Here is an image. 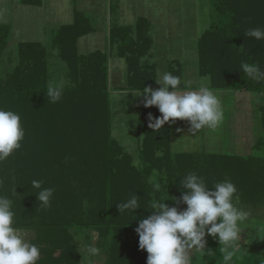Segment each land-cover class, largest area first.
Listing matches in <instances>:
<instances>
[{
    "label": "rangeland",
    "instance_id": "1",
    "mask_svg": "<svg viewBox=\"0 0 264 264\" xmlns=\"http://www.w3.org/2000/svg\"><path fill=\"white\" fill-rule=\"evenodd\" d=\"M60 1L65 2V0ZM79 1L67 0L66 6L68 4L72 8L74 6L79 7ZM161 1L172 2L177 8L178 17L186 19L185 17L189 16L195 18L194 15H196V19H198L197 27L200 30H206L208 26L210 28L213 16L210 0ZM12 2L13 0H0V20H5L9 16L10 21L6 23L14 29L12 19L16 9L14 12ZM105 2V6L109 8V0H105ZM140 2L141 0H132L131 3L125 4L126 9H137ZM220 2L231 12L234 24L229 32L208 34L207 30L209 28L206 30L201 37L202 39L200 38V61L204 72H209L213 76L216 85L227 86L236 83L239 78L247 76L241 69L242 63L258 65L260 70L264 72V40H256L245 35L249 29L264 28V0H220ZM42 3L45 4V0ZM18 4L19 7L23 6L19 1ZM45 11L46 14L43 11L39 13V20L46 16L48 21L47 18L51 11ZM86 13L88 16H92L91 12ZM103 15L99 18L103 19ZM99 18L97 22L100 21ZM67 19L72 21L73 16L71 18L67 17ZM186 25L183 24L184 27ZM49 29L50 27L47 28L48 31ZM12 33H14V30ZM10 45L9 55L3 60L1 67L7 73L12 70L18 54L17 49H15L17 44L11 41ZM49 51L47 54L46 52L42 53L43 57L39 54L37 58L44 59L42 62L48 64L49 79L47 86L50 82L55 81H63L64 88L81 84V79L77 80L78 82L72 79V75L68 74L67 68H64V63L57 59L55 54L54 56L51 55V50ZM25 70L28 73V69ZM33 74L34 77H39L36 72H33ZM89 83L86 82L88 87L91 86V83ZM157 87V89L160 88ZM112 91L113 88H110V92ZM229 91L233 93H216L223 98L222 109L225 112H228L230 108L236 110V120L234 122L237 123V127H239L237 121L239 115L247 116L250 114L244 111V108L246 110L248 108L250 111L253 110L252 112L255 113V126H253L255 129V142L258 144L259 139L264 134V92ZM257 97H259V102H257ZM136 98H138L137 95ZM139 100L142 105L144 102L142 97H139ZM87 103H93L92 95L88 96ZM10 110L20 115L25 130V138L22 141L21 149L15 151L11 157L0 163V182H2L0 184V195L13 200V210L19 216H22L27 209L35 208L40 212V215L35 219L39 222L52 223L57 221L62 224H69L78 221L89 224H103L106 222L107 194L110 186L116 218L137 216V214L140 216L143 213L141 210L145 212L146 216L151 215L152 210L148 209V206L149 201L152 199L153 189L149 180L153 178L154 173L157 174L155 179L162 184L161 192L156 195L168 198V194L174 197L172 185L175 183V179L172 180L173 183L171 184L166 146L158 151L164 153L162 157L157 155L153 157L148 153H144V157H147L145 158L147 164H151L153 168L150 176L146 177L145 184L143 186L136 185L137 180L142 179L140 175L143 173L142 170L146 164L143 163L141 156L144 152L142 149L146 137L144 133L141 135L139 151L133 153L130 149L124 147L128 159L126 156L120 155L114 173L108 174L107 159L98 143V137L102 133L95 129L97 116L91 114L92 105L85 106V113L82 118L74 115L69 122L60 121V119L52 120V130L46 129L49 131L46 135L49 143L46 146L47 151H44L43 148L40 119L33 112L32 117L25 114L22 106ZM119 113L123 115L124 120L128 121V124L134 118L130 106L126 108L122 106ZM120 114L117 112L116 116L120 117ZM223 121L226 123L227 118L225 120L223 118ZM78 124H82L83 128L79 129ZM58 126L59 129H57ZM228 130L230 131V129ZM131 131L133 130H127L128 133ZM205 131V127L198 130L202 143H205L203 140ZM57 133L58 135L62 133L63 136L62 139L61 137L58 138L60 139L59 145L55 143ZM242 167L247 166H238L237 172L243 169ZM137 172L140 174L139 177L136 174ZM178 172L184 176L188 174L186 170ZM224 178L228 179V177ZM242 179L245 180V178ZM33 180L41 181L42 188L54 189L50 207L39 205L36 194L38 190L31 187ZM247 181L248 179L245 180V182ZM212 186L210 185V187ZM174 191L177 192L175 194L177 198L172 199L170 202L165 201V203L170 207L174 206L183 211L187 205L183 204L180 198L185 190L180 185V189L178 186ZM242 191H238L240 196L238 207L250 214L249 219L245 224V231L242 233L240 247L236 249L227 248L224 251L233 252V259L230 264H260V261L264 259V239H262L264 238V199L257 195L253 200L249 199L244 190ZM133 195H137L140 208L136 212L125 210L121 214L119 203L126 202ZM85 202L87 206H85ZM116 232V236H114L115 233L107 236L99 229L87 231L76 229L43 230L39 228L22 230L29 242L36 244L41 249V259L38 264H90L87 257L83 260V255L80 252L83 251L82 245L84 243L92 242V237H95V246L100 251L95 257L91 258V264H147L148 253L146 250L139 248L138 233L135 230L124 228L118 229ZM205 240L207 242L206 248L214 252L213 256L206 255L203 257L194 252L193 255L198 258L194 259L193 264H224L218 238L206 235Z\"/></svg>",
    "mask_w": 264,
    "mask_h": 264
},
{
    "label": "trees",
    "instance_id": "2",
    "mask_svg": "<svg viewBox=\"0 0 264 264\" xmlns=\"http://www.w3.org/2000/svg\"><path fill=\"white\" fill-rule=\"evenodd\" d=\"M120 1L109 0V13L113 22L109 36L113 43L118 44V55L124 58L128 65L129 82L126 90L138 92L143 87H151L157 90L155 80L157 78V68L150 60L152 58V47L154 43L151 35V23L146 18H139L134 26L119 25L118 14ZM210 1L213 16L210 28L207 30L208 34L229 32L234 24L231 12L221 4L220 0ZM42 2L43 0H20V3L23 5L32 6H41L43 4ZM75 15V24L71 27L55 31L54 38L56 37L55 40H57L60 33L67 35L65 43L63 45L60 43L62 46L59 44L58 57L67 63V71L68 74L72 75V79L75 81L81 79L80 82L82 83L64 88L62 99L56 103L48 101L46 96L47 81L49 79L48 64L42 62L44 59H37L39 54L41 57L44 56L42 55V53H45L43 48L32 44H21L18 49L19 64L13 65L12 70L8 73L3 71V68H1L3 53L8 46L13 27L10 24L0 23V107L10 110L14 107L20 108L22 106L24 113L30 115V117H32L33 112L40 119L39 123L42 124L40 134L43 140L44 151H47L46 146L49 143L46 135L49 131L46 129L52 130V120L60 119V121L69 122L74 115L82 118L85 113V106L92 105L91 114L97 116L95 129L102 133L98 137V143L107 159L108 174L111 175L114 173V168L118 166L120 155L126 156L128 159V154L124 147L112 135L108 86V54L97 52L84 56L77 55L75 48L76 39L82 35L91 33L93 29L88 16L80 12H76ZM201 39L199 40V59ZM55 43L57 45L58 40ZM142 60L143 63H141ZM26 68L28 69V73L25 70ZM33 72H36V75H39V77H34ZM169 72L181 77V90H185L181 63L179 61H171L169 63ZM199 72L201 76H210L212 78L211 89L214 90L264 92V79L254 80L245 76L239 78L236 83L220 86L215 84L213 76L209 72H204L201 61L199 64ZM86 82H90L91 84H89L91 86L88 87ZM89 95H92L93 103H87ZM142 99L144 101L143 97ZM94 106L96 107L95 109ZM149 114L154 118L162 116L156 106L145 107L143 102L139 123L141 135L142 133L146 134L142 149L144 152L143 155L141 154L143 163L146 164L141 175L138 172L136 173L138 177L140 175L142 178L140 181L136 179L138 181L136 185L143 186L145 184L144 181L147 179L146 177L150 176L153 168L151 164H147V160L145 159L147 157H144V153H148L154 157L158 151L162 150L163 146H166L168 149L167 163H169L171 184L173 183L172 180L175 179V183L172 185V193H174L175 198H177V195H175L177 192L174 190L178 186L180 189V181L184 177L178 171L186 170L188 173L195 172L204 177L209 187L210 185L212 186L215 183L226 180L223 177H228L227 180H231L236 185L238 191L244 190L247 198L253 200L257 195L264 199V134L259 139L258 144L257 142L255 143L253 153L248 156L229 157L211 155L206 152L176 154L171 152L170 147V122L166 123L160 129L155 130L149 127L150 122H154L149 120ZM57 124L59 123L57 122ZM82 126V124H78L79 129ZM57 129H59V126ZM59 137L62 139V133L55 138V143L58 145L60 142ZM240 165L247 166L242 167L246 170V174H243L245 173L243 169L237 172V167ZM245 175L247 176L245 177ZM242 178H245V180L248 179V181L245 182ZM170 201L172 199L166 202ZM141 212L143 213L140 216L137 214V216L116 218L110 186L107 194L106 222L103 224H89L78 221L69 224H62L57 221H53L52 223L39 222L35 219L40 215V212L35 208H31L27 209L22 216L15 213L14 226L20 230L39 228L43 230L76 229L87 231L99 229L107 236L114 233V236H116L118 229L135 230L139 225L140 218L149 216H146L143 210Z\"/></svg>",
    "mask_w": 264,
    "mask_h": 264
},
{
    "label": "clouds",
    "instance_id": "3",
    "mask_svg": "<svg viewBox=\"0 0 264 264\" xmlns=\"http://www.w3.org/2000/svg\"><path fill=\"white\" fill-rule=\"evenodd\" d=\"M245 35L264 40V28L249 29ZM241 69L254 80L264 79V72L258 65L242 63ZM155 80L161 85L159 89L143 87L138 92L133 91L144 98L145 107L156 106L162 114L159 118L149 114V120L154 121L150 122L149 127L157 130L166 123L185 120L190 122L191 130H200L204 127L214 129L222 122L221 101L210 88V77L201 78L195 90H181V77L171 72L158 71ZM184 87L190 88V82H185ZM63 93V81L50 82L46 88L47 100L52 103L59 102ZM24 138L25 130L20 115L0 107V163L21 149ZM156 155L162 157L164 153L157 152ZM156 175L154 173L149 180L153 194L148 209L152 210V214L140 218L135 229L139 235V248L148 253L147 264H193L194 259L198 258L193 255L194 252L203 257L213 256L214 252L206 248V235L218 238L224 264H230L233 252H225L224 249L240 247L242 233L250 215L238 207L240 196L236 185L226 179L209 187L204 177L190 172L180 181L185 190L180 199L187 205L186 209L180 211L165 203L175 197L156 195L162 189V184L155 179ZM31 187L38 190L36 194L39 205L50 207L54 189L42 188V182L38 180H33ZM118 206L121 214L125 210L136 212L140 208L137 195ZM14 225L13 200L0 195V264H38L41 259L40 247L29 242L22 230ZM91 240V243L82 245L83 251L80 252L83 260L87 257L90 264L91 258L100 251L95 246V237ZM260 264H264V259Z\"/></svg>",
    "mask_w": 264,
    "mask_h": 264
},
{
    "label": "crops",
    "instance_id": "4",
    "mask_svg": "<svg viewBox=\"0 0 264 264\" xmlns=\"http://www.w3.org/2000/svg\"><path fill=\"white\" fill-rule=\"evenodd\" d=\"M18 1L20 2V0H13L12 2L14 12L15 9L17 12H15L12 19L14 33L10 36L8 46L3 53V60L9 55L10 42L14 41L17 44L15 48L17 51L21 44L39 46L43 48L46 54L51 50V55L54 56L55 54V57L64 63V68H67V63L58 57L59 44L63 45L65 43L67 35L60 33L57 38L58 44L56 45L55 42L57 40H55L56 37L54 38L55 31L73 26L76 21V12L83 13L86 16H88L86 12L92 13V16L88 17L91 20L93 31L76 39V52L78 56L97 52L108 54V86L112 135L122 147L130 149L133 153H137L141 139L140 109L143 104L141 105L139 96L136 98V94L133 91L126 90L129 82L128 66L126 60L118 55V44L113 43L109 36L113 23L109 8L105 6V0H80L79 7L74 6L73 8L68 4L66 6L67 0L64 3L60 0H45V4L41 6L22 4V7H19ZM131 2L132 0L120 1L118 24L121 26H134L139 18H146L150 21L151 35L154 42L152 58L150 60L156 65L157 73L158 71L161 73L169 72V63L171 61H179L183 69V85L185 82H190V88L185 90H195L201 78L210 77L201 76L199 72L200 59L198 46L200 38L209 26L206 30H200L197 27L198 19H196V15H194L195 18H190L189 16L185 17L186 19L178 17L177 8L172 2L141 0L137 9L131 7L133 10H127L125 4L127 5ZM45 10L51 11V14L47 18L48 21L46 20V16L39 20V13L43 11L46 14ZM102 15L104 18H99ZM72 16V21L67 19V17L71 18ZM98 18L100 21L97 22ZM7 21H10L9 16L5 20H0V23H6ZM183 24H187L186 27ZM48 27H50L49 31L47 30ZM61 44L60 46H62ZM19 59L17 54L14 65L19 64ZM210 79L211 88L212 78L210 77ZM157 86L161 87L159 84ZM110 88H113L112 92H110ZM212 90L215 93H233L229 90ZM221 97L219 99L222 103L224 101ZM125 105L130 106L131 113H134V118L130 124L119 113L122 106L127 107ZM222 111L223 118L224 120L227 118V122L225 123L222 120L214 129L205 127L206 131L203 139L205 143L201 142L202 139L199 138L198 130H191L190 122L185 120L170 122L171 152L176 154L206 152L211 155L229 157L252 154L256 143L255 129L253 128L255 126L253 110L250 111V109L247 108L246 110L244 108V111L250 114L247 116L239 115L237 120L239 127L234 122L236 120V110L234 111L233 108H230L228 112H225L223 109ZM117 112L120 114V117L116 116ZM130 129L133 131L128 133L127 130L129 131Z\"/></svg>",
    "mask_w": 264,
    "mask_h": 264
}]
</instances>
